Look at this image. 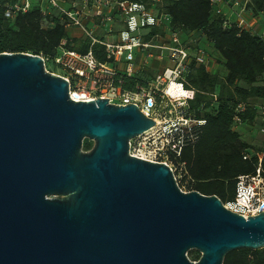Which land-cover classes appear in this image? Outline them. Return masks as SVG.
I'll use <instances>...</instances> for the list:
<instances>
[{
    "label": "water",
    "instance_id": "95a60500",
    "mask_svg": "<svg viewBox=\"0 0 264 264\" xmlns=\"http://www.w3.org/2000/svg\"><path fill=\"white\" fill-rule=\"evenodd\" d=\"M108 100L74 102L42 57L0 55V264H224L264 248V211L246 219L131 157L155 122Z\"/></svg>",
    "mask_w": 264,
    "mask_h": 264
},
{
    "label": "built area",
    "instance_id": "2783aa9c",
    "mask_svg": "<svg viewBox=\"0 0 264 264\" xmlns=\"http://www.w3.org/2000/svg\"><path fill=\"white\" fill-rule=\"evenodd\" d=\"M162 1L19 0L7 15L27 13L34 5H39L46 16L58 14L66 29H81L90 42L89 51L82 54L70 50L64 40L53 59L40 56L45 67L51 64L61 69L59 74H52L68 82L69 96L74 102L99 98L110 99V105L137 106L155 125L130 141V156L168 165L176 174L179 170L177 161L188 146L199 141L207 124L206 118L197 117L190 111L191 102L198 93L187 86L191 67L193 64L204 66L212 73H219V69L208 52L197 47L193 35L186 40L181 33L171 29L170 17L157 7ZM249 1L212 0L217 14L224 15L221 4L239 8L235 23L254 32L245 20ZM88 21L92 23L91 27ZM255 34L264 36V23L261 32ZM96 46L103 48L106 61L98 58L94 52ZM155 62L167 64L163 68H154ZM137 76L143 78L142 84H137L132 90L123 87L124 79ZM210 96L212 104L218 101L216 93ZM238 125L240 120L237 118ZM258 156L256 174L239 177L235 199L224 205L246 219L264 211V153ZM180 167L183 169L185 164L180 163Z\"/></svg>",
    "mask_w": 264,
    "mask_h": 264
},
{
    "label": "trees",
    "instance_id": "16d2710c",
    "mask_svg": "<svg viewBox=\"0 0 264 264\" xmlns=\"http://www.w3.org/2000/svg\"><path fill=\"white\" fill-rule=\"evenodd\" d=\"M129 1L146 3L148 0ZM18 2L0 1V55L25 53L51 60L64 40L70 50L82 54L89 51L88 40H70L59 15L46 16L39 5H34L27 13L9 17V9ZM157 7L170 17L171 29L181 33L183 39L188 40L191 35L196 40L201 37L197 47L204 48L225 70L219 74L204 66L193 64L191 67L187 86L198 93L190 111L206 118L207 124L199 141L188 146L177 161L179 170L175 175L182 191L217 196L226 205L236 197L239 177L255 175L258 155L264 153L263 149L251 154L250 147L235 129L237 118L240 124H254L259 112L255 103L264 101V36L240 28L235 22L228 25L227 18L216 13L212 0H163ZM247 13L264 19V0H250ZM204 42L219 56H213ZM94 52L101 61H106L101 46H96ZM143 82L141 76L126 78L123 87L132 90ZM214 93L218 101L212 104L210 94ZM93 147V142L84 141V152ZM180 163L185 164L183 169ZM262 167L264 170V158ZM185 183L187 188L183 186ZM188 257L198 262L201 254L192 250ZM224 264H264V248L233 251L226 256Z\"/></svg>",
    "mask_w": 264,
    "mask_h": 264
},
{
    "label": "rangeland",
    "instance_id": "374dc122",
    "mask_svg": "<svg viewBox=\"0 0 264 264\" xmlns=\"http://www.w3.org/2000/svg\"><path fill=\"white\" fill-rule=\"evenodd\" d=\"M220 7L222 8L224 12V16L230 20V22H236L238 19V14L240 12L239 8H230L228 6H225L224 4H221ZM253 31L255 33H259L253 28ZM196 37V36H195ZM197 40L201 41V37H196ZM205 39V38H204ZM206 45V49L211 53L213 56H219L217 53L213 52V49L210 47V45L206 42H204ZM216 67L219 69V74H223L225 72L224 68L220 67V65L216 64ZM47 69V68H46ZM48 71L51 73H57L59 74L61 69L59 67L48 65ZM243 86V84H242ZM255 105L258 106L259 112H258V118L254 124H240L239 126H236L235 129L240 133L242 137V141L247 143V145L250 147L251 154H255L257 152H260L264 149V108H263V102L262 101H256ZM263 108V109H262ZM92 142V141H91ZM95 145V143L93 142ZM184 188H187L188 186L186 183L183 185ZM190 259V258H189Z\"/></svg>",
    "mask_w": 264,
    "mask_h": 264
},
{
    "label": "crops",
    "instance_id": "0c3cea01",
    "mask_svg": "<svg viewBox=\"0 0 264 264\" xmlns=\"http://www.w3.org/2000/svg\"><path fill=\"white\" fill-rule=\"evenodd\" d=\"M245 20L252 28H254L256 31L261 32V29L263 27L264 19L261 16L254 17L252 15H249L248 13L245 15ZM88 26L91 27L92 23L90 21L87 22ZM68 36L70 40H88L85 34L81 29L78 28H69L67 29ZM101 33H99L100 35ZM103 35V34H101ZM109 39V38H108ZM167 62L159 63L155 62L153 64L154 68H163ZM263 108H264V101H263Z\"/></svg>",
    "mask_w": 264,
    "mask_h": 264
}]
</instances>
